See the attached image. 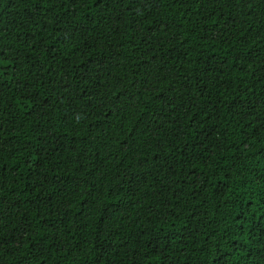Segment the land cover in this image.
Here are the masks:
<instances>
[{
	"label": "trees",
	"instance_id": "trees-1",
	"mask_svg": "<svg viewBox=\"0 0 264 264\" xmlns=\"http://www.w3.org/2000/svg\"><path fill=\"white\" fill-rule=\"evenodd\" d=\"M0 264H264V0H0Z\"/></svg>",
	"mask_w": 264,
	"mask_h": 264
}]
</instances>
